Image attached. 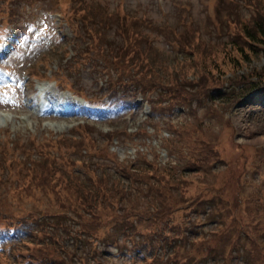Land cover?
Segmentation results:
<instances>
[{"label":"rangeland","instance_id":"obj_1","mask_svg":"<svg viewBox=\"0 0 264 264\" xmlns=\"http://www.w3.org/2000/svg\"><path fill=\"white\" fill-rule=\"evenodd\" d=\"M256 1L20 0L21 14L16 17L9 10L17 8L16 2L10 5L9 0H0L4 13L0 16V159L6 168L0 169V222L8 220L3 217L5 212L1 215V210H7L26 216L23 222L37 228V217L58 211L49 196H29L40 195L43 190H23L28 177L24 179L26 171L20 170L21 164L16 161L35 162L41 180L46 182L52 179L51 172H43V161L33 160L44 150L62 171L53 178L62 180L69 173L83 179L89 175L86 166L101 163L114 171L118 162L140 163L144 156L150 160L155 157L160 166L178 162V168H182L189 158L185 152L187 137L193 142H212L211 147L217 151L216 161H211L212 170L186 176L190 182L181 189L184 193L177 194L182 193L180 198L184 200H194L192 205L185 203L174 208L167 222H140L137 228L148 233L164 225L168 229L197 224L194 228L203 232L212 228L211 235L205 236L207 244L221 253L233 251L231 264H247V258L262 263L259 249L264 251V86L237 101H228L224 95L210 102L201 95V102L183 100L174 107L160 102L153 107L140 93L133 92L129 81L114 76L112 84L116 88L104 83L105 74L117 73L119 69L125 68L126 74L130 69L137 72V58L143 51L157 60L154 67L161 69V77H170L182 66L181 79H187L189 84L202 80L209 92L215 83L229 84L235 71L259 69L264 65L262 55L252 56L245 63L230 43L233 37L242 39L238 22L250 18ZM84 7L86 14L91 15L84 14ZM113 10L128 14V27L138 25L143 35L137 49L130 45L122 55L120 49L112 53L111 49L96 50L87 44L95 28L92 22L101 18L106 22L103 41L125 44L119 20L107 18ZM183 41L193 43L194 48L185 46ZM132 55L136 56L127 61ZM210 77L215 83L209 81ZM155 80L146 77L142 82L147 87L151 84L148 88L158 98L163 90L153 89L160 86ZM67 88L78 96L64 91ZM83 96L93 102L113 100L116 104L107 109L89 107ZM88 143L94 149H85ZM97 149L105 156L98 159ZM52 183L60 186V181ZM202 198L214 202L211 212L215 221L208 225V210L195 207ZM43 233L37 232L39 236ZM153 236L154 232L150 238ZM138 238L143 242L145 236ZM16 242L4 245L0 264H12L19 256H25L19 248H41ZM117 245L123 248H106L99 243L104 253H111L112 257L105 260L107 264L150 262L143 260L146 254L149 256L147 246L136 245L140 248L136 251L129 238L122 237ZM216 258V263H223L221 257Z\"/></svg>","mask_w":264,"mask_h":264},{"label":"trees","instance_id":"obj_2","mask_svg":"<svg viewBox=\"0 0 264 264\" xmlns=\"http://www.w3.org/2000/svg\"><path fill=\"white\" fill-rule=\"evenodd\" d=\"M9 1L10 5L16 2L17 8L9 7V10L12 16L17 17L21 14L20 0ZM29 1L25 0L26 3H29ZM83 11L86 16H89L90 13L86 14L88 12L86 7L83 8ZM2 14L4 13L0 5L1 17ZM126 16L128 14L113 10L111 16L107 17L108 19L119 20L123 38L121 35L119 37L126 40L125 44L120 46V42L103 41L104 24L106 22L105 18H101L92 22L95 28H92L93 36L87 43L88 46L96 50L108 48L111 49L112 53H117L120 49L119 55L130 48V45L134 48L138 47L141 41L140 38L143 35L140 34L138 25L128 27L126 22L130 18H126ZM238 25L242 39L237 41L233 37L230 43L235 46L239 60L246 63L252 56L262 55L264 57V3H259V0L256 1L253 14L245 22H238ZM183 44L191 48L195 46L189 41H183ZM136 49L132 51V54ZM118 56L115 57L119 58ZM134 56L136 55H132L127 61L132 60ZM234 58L232 59L235 64L233 67L237 64ZM137 61L140 62L137 65V72L130 69L126 74L124 73L125 68H122L117 73L105 74L107 75L105 81L108 82L109 87L113 86V88L117 86L112 84L114 76L117 77V80L129 81L133 90H139L153 107L160 102H167V107H174L175 103H182L183 100L190 102L198 100L201 102V95L210 102L217 101V98L222 99L224 95H227L228 101H237L264 85V65L259 69L245 70L242 73L235 71L234 75L236 76L227 85L216 84L214 77H210L209 81L215 84L209 92V88L203 84L202 80H196L189 84L187 79H181L182 66L176 68L170 74V77L163 74L169 79V81H165L166 78L160 76L161 69L154 67L157 60H154L149 52H139ZM146 77L157 79L154 82L160 86L153 84L155 85L153 89L161 88L160 90H163V93H159L158 98L152 95V89L148 88L151 84L148 87L143 84L142 80ZM179 136H182V134H179ZM185 140L188 142L185 152L189 153V158L182 168H178L181 165L178 162H176V165L160 166L155 161V157L150 160L144 156L145 160L140 163L129 160L126 164L125 162H118V167H115L114 171H109L101 163L94 167L86 166L87 170H84L89 175L84 176L83 179L69 173L62 180L53 178L56 172L61 173L62 171L56 168L55 160L51 159L52 156L47 150H44L45 152L39 151L33 160L43 161L42 165L45 166L43 172H51L52 179L46 182L41 180L35 162L31 163L29 161L30 163H27V159L16 161V163L21 164L20 170L26 171L24 179L28 177L27 182L23 183V190L29 191L32 187H35L33 189L43 190L40 195L32 194L29 196H37L39 199L49 196L58 211L43 213V215L37 217L38 227L35 228L30 223L23 222V218H26V216L20 217L7 210H1V215L5 212L3 217L8 219L3 220L4 222H1V224L3 223L5 228L7 230L9 228L16 236L18 234L19 243H25V245L31 243L41 247L37 251L26 247L19 248L26 255L19 256L22 261L18 257L15 260L16 262L13 261L12 264H107L105 260L112 257L111 253L106 250L104 253L99 243L106 248L113 245L116 249H121L123 247L117 245V241L121 237L124 239L129 238L135 249H139L136 245L147 246L149 256L146 254L143 260H150L148 264H218L216 263L217 256L221 257L222 264H231L230 260L233 258L231 252L233 251L221 253L214 246L210 247L207 244L208 239H205V236L211 235L212 228L204 226L207 228V232H203V230L194 228L197 227V224L194 226H170L168 229L164 225L152 229L149 233L139 230L140 227L137 228V223L140 222L153 223L154 220L167 222L174 208L178 209L185 203L188 206L192 205L194 200H184L180 198L182 193L177 194L178 191L184 193L181 189H185L187 183L190 182L186 176H191L198 171L207 172L212 170L211 161H216L214 157L217 155V151L211 147L212 142L206 143L202 140L193 142L194 139L190 141L187 137H185ZM172 144L171 146L175 148ZM71 146H75L74 143ZM75 147H77V144ZM87 148L94 149V147H91V143L85 146V149ZM176 149L179 151L177 147ZM96 156L100 159L105 154L97 149ZM29 157L28 159L31 160L32 158ZM1 161L0 159V169L4 168L5 170L6 168L1 164ZM39 161L37 163H40ZM14 163L12 161V166ZM40 168L42 170V166ZM20 170L19 173H21ZM72 171L77 173L75 170ZM231 178L233 177L231 176ZM53 180L55 182L60 181V186L54 185ZM31 192L33 193V191ZM213 204L212 199L207 200L206 198H202L201 202L195 204V207L202 209L203 212L208 210L209 217L206 225L215 221L211 212ZM197 208H194V210L196 211ZM46 222H48V225ZM39 231L44 232L42 236L37 234ZM153 232L154 236L150 238ZM138 235L145 236L143 238L144 243L141 238L136 240ZM200 235L202 236L199 237ZM248 237H250L249 233ZM190 239H192V242H190ZM224 249L227 250V248ZM259 251L261 253L259 256H262L263 259V262L259 264H264V251L261 249ZM163 256H165L164 259ZM247 264H256V262L254 260L249 261V258H247Z\"/></svg>","mask_w":264,"mask_h":264}]
</instances>
